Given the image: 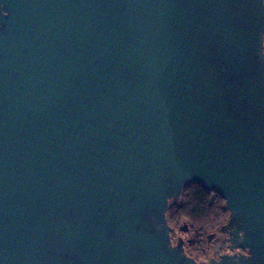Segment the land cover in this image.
<instances>
[{
  "label": "water",
  "instance_id": "95a60500",
  "mask_svg": "<svg viewBox=\"0 0 264 264\" xmlns=\"http://www.w3.org/2000/svg\"><path fill=\"white\" fill-rule=\"evenodd\" d=\"M262 34V0H0V264H195L156 230L190 183L264 264Z\"/></svg>",
  "mask_w": 264,
  "mask_h": 264
},
{
  "label": "clouds",
  "instance_id": "9594fccd",
  "mask_svg": "<svg viewBox=\"0 0 264 264\" xmlns=\"http://www.w3.org/2000/svg\"><path fill=\"white\" fill-rule=\"evenodd\" d=\"M264 4V0H262ZM7 16V12L3 13ZM260 55L264 57V34L260 38ZM190 186V185H189ZM189 186L182 187L176 196H168L165 204L166 208L163 212V224H157L156 230L166 227L168 238V247L171 250H175L180 244L181 254L183 257H188L194 260L195 264H222V258L228 257L233 259V264H239L240 259H248L251 256L248 248H241L233 246V236L235 234L236 242L241 243L245 238L243 230H237L234 226L228 228L227 231H221L229 225L232 212L226 209L227 201L218 195L219 205L221 211L210 220L206 217L193 218V216L187 210H181L176 216L172 215L175 204L184 203L187 200L186 193L189 191ZM213 195H217L214 189L208 190V198L211 199ZM170 206H173L170 208ZM185 224L189 226L188 232L180 231V225ZM208 229L209 231H215L216 234L221 237L219 242L214 247H204L198 249L196 252L191 251V245L189 241L197 235L196 230L203 231Z\"/></svg>",
  "mask_w": 264,
  "mask_h": 264
},
{
  "label": "trees",
  "instance_id": "16d2710c",
  "mask_svg": "<svg viewBox=\"0 0 264 264\" xmlns=\"http://www.w3.org/2000/svg\"><path fill=\"white\" fill-rule=\"evenodd\" d=\"M186 186H189V191L186 193L187 200L184 203L175 204L172 211L173 216H176L181 210H187L193 218H200L203 216L210 220L221 211L218 194L213 195L212 198L209 199L208 190L203 188L200 184L190 183ZM171 207L173 206H170V208ZM207 230L208 229H204L203 231L196 230L197 235L194 236V239L190 240L189 244H201L200 236L203 237V233Z\"/></svg>",
  "mask_w": 264,
  "mask_h": 264
},
{
  "label": "rangeland",
  "instance_id": "374dc122",
  "mask_svg": "<svg viewBox=\"0 0 264 264\" xmlns=\"http://www.w3.org/2000/svg\"><path fill=\"white\" fill-rule=\"evenodd\" d=\"M181 225H183V224H181ZM180 225V226H181ZM188 231H189V228H188ZM211 233H214V236H213V238L211 239V241H210V243L208 244L207 243V240H206V236L208 235V234H211ZM201 235V234H200ZM193 239H194V237H193ZM221 239V237H219L217 234H216V232L215 231H209V230H207V231H205L204 233H203V237L202 236H200V243L201 244H196V245H191L192 247H191V251L192 252H196L198 249H200V248H204V247H214L218 242H219V240Z\"/></svg>",
  "mask_w": 264,
  "mask_h": 264
}]
</instances>
